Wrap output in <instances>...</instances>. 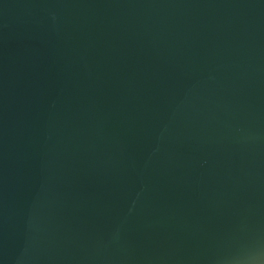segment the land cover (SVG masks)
I'll return each mask as SVG.
<instances>
[{
  "label": "water",
  "instance_id": "obj_1",
  "mask_svg": "<svg viewBox=\"0 0 264 264\" xmlns=\"http://www.w3.org/2000/svg\"><path fill=\"white\" fill-rule=\"evenodd\" d=\"M264 241V0H0V264H231Z\"/></svg>",
  "mask_w": 264,
  "mask_h": 264
},
{
  "label": "clouds",
  "instance_id": "obj_2",
  "mask_svg": "<svg viewBox=\"0 0 264 264\" xmlns=\"http://www.w3.org/2000/svg\"><path fill=\"white\" fill-rule=\"evenodd\" d=\"M222 257L231 264H264V241L254 237L241 239Z\"/></svg>",
  "mask_w": 264,
  "mask_h": 264
}]
</instances>
